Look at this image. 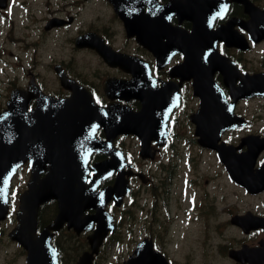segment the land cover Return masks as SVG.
Here are the masks:
<instances>
[{
	"label": "flooded vegetation",
	"instance_id": "1",
	"mask_svg": "<svg viewBox=\"0 0 264 264\" xmlns=\"http://www.w3.org/2000/svg\"><path fill=\"white\" fill-rule=\"evenodd\" d=\"M120 1L117 5L123 16L111 0H0V112L13 99V110L25 118L36 114L39 100L48 113L50 97L64 100L74 93L85 101L81 108L93 101L111 109L112 115L118 116L124 109L141 111V140L124 133L112 140V151L122 154L135 174L129 178L132 190L123 206L113 201L107 206L116 230L104 244L123 239L125 204L136 193H141V240L152 239L155 249L170 261L177 260V250H170L176 220L181 223L179 234L184 235L178 234V239L192 235L203 246L205 257L210 244L217 241L215 249L220 254L227 242L236 243V248L264 243L263 229L246 234L232 222L247 212L264 217V191L246 190L229 173L220 152L226 149L234 159L251 158L252 174L264 169V150L254 157L247 142L253 137L264 139V97L241 95L237 100L239 94L232 92L252 76L264 73V39H251V34L264 33V0H249L259 12L232 2L226 13L218 15L213 29L228 26L247 44L227 46L220 39L217 49L227 60H221L223 64L212 71L209 67L194 69L190 50L186 54L172 52L165 44L166 33L178 29L190 33L194 27L190 18H180L163 8L170 0ZM147 35L155 37V44H148L151 40ZM185 61L186 65L190 62L182 70ZM195 83L201 85L195 87ZM233 97L237 101L230 127H224L228 123H222L225 118L220 112L202 108L205 98L218 99L212 103L216 108L229 105ZM199 130L222 133L216 144L209 146L202 144ZM104 135V130L98 129L97 136L102 139ZM140 146L141 157L137 151ZM45 153L42 151V157ZM30 157L12 181V207V195L17 196L18 205L19 196L28 188ZM110 157L92 153L89 166ZM129 169L125 166L122 170ZM118 173L101 181L97 191L113 185ZM244 200L250 202L249 207L242 204ZM58 212L55 199L43 204L37 232L51 224ZM75 225L65 222L53 234L60 264L65 247L80 243L89 249L88 236L96 224L92 230L80 232ZM226 227L236 230L238 236L227 238L222 230ZM21 252L25 259V252ZM191 255L186 254V258Z\"/></svg>",
	"mask_w": 264,
	"mask_h": 264
},
{
	"label": "water",
	"instance_id": "2",
	"mask_svg": "<svg viewBox=\"0 0 264 264\" xmlns=\"http://www.w3.org/2000/svg\"><path fill=\"white\" fill-rule=\"evenodd\" d=\"M240 1V0H233ZM166 9L174 14H190L194 22L193 32L188 38L196 46H211L213 41L223 39L229 45L235 43L232 34L223 30H207L205 24L223 10L221 0H170ZM188 38L177 33L172 45L188 44ZM155 44V37L147 35ZM215 58L211 55V61ZM253 94H264V76H259ZM52 100V99H51ZM208 102L207 100H204ZM41 102V101H40ZM85 103L77 93L63 101H51L49 111L38 106L36 114L14 115L11 110L0 115V223L9 210V188L13 176L26 158L31 156L32 175L28 191L20 197L17 211L18 224L9 237L20 243L27 251V264H58V252L51 244V230H59L64 222L76 224L77 231L90 230L97 223L94 233L89 236L92 251L83 253L77 264H92L95 254L114 225L105 211V206L114 198L117 203L127 192V182L121 186L123 175H119L114 187L95 191L97 185L113 171L120 168L123 159L110 151V140L120 133H132L141 137V112L122 113L123 121H115L106 110ZM13 101L10 103L12 108ZM42 111L44 114H42ZM94 124V125H93ZM103 127L107 140L96 137V130ZM42 151L46 152L42 157ZM102 152L112 159L88 166L90 155ZM92 171L89 185L86 179ZM46 172V175H41ZM59 203V213L54 222L39 234L37 218L39 208L47 201ZM87 209H95L93 215H85ZM240 218H237V222ZM263 219L261 226L264 227ZM240 261L250 264L264 263V250L251 256L243 253L231 254ZM124 264H168L160 254L152 251L150 243H139L134 254Z\"/></svg>",
	"mask_w": 264,
	"mask_h": 264
},
{
	"label": "rangeland",
	"instance_id": "3",
	"mask_svg": "<svg viewBox=\"0 0 264 264\" xmlns=\"http://www.w3.org/2000/svg\"><path fill=\"white\" fill-rule=\"evenodd\" d=\"M13 197V207L11 209V214L7 221L2 225V231L0 232V264H24L25 259L21 258L22 252L20 248L10 242L8 240V237L5 235L8 233L16 224L15 219V212L17 210L16 200L17 196L15 194L12 195ZM135 204L133 203L134 208L127 214V216H130V213L133 214L134 218L138 220L139 217H141V195H138L135 197ZM245 207H249L250 202L248 200H244L242 203ZM125 220V218H124ZM125 221H128L126 219ZM128 225L124 224L122 229L127 230L129 228L126 227ZM134 226V225H133ZM172 234L171 239L174 237V243L179 246V248H184L187 246V248H184L183 250H178L175 253V257L179 259V262L182 264H205L208 262L210 264L211 261L217 262L218 264H225L227 263L224 259L221 258V256L218 255L217 250L215 247L218 244V241L216 243L210 244V252L208 253V256H204L202 254V248L203 246L196 243L192 238H194L192 235H188L189 237H184L182 239H178L179 229L181 228V223L179 220H176L173 222L172 227ZM226 229V230H225ZM225 232V235L227 238H232L233 235H235L234 231L231 230V227H226L222 229ZM137 227H134V232L131 231L127 237L123 241L120 242V244H116L115 242L108 243L99 257L97 258L96 262L94 264H122V262L126 259L127 254L130 250H132L135 247V242L139 239V234L136 232ZM125 235V233H123ZM221 234H219L220 237ZM126 236V235H125ZM179 236H184L183 234H179ZM219 240V239H218ZM82 245L80 243L73 244L70 252L66 251L63 264H74L73 259L77 254V251L80 249ZM173 243L170 245V250H174ZM192 253L190 258H186V254Z\"/></svg>",
	"mask_w": 264,
	"mask_h": 264
}]
</instances>
